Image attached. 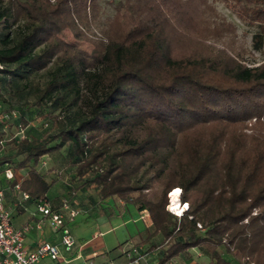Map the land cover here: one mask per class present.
Returning a JSON list of instances; mask_svg holds the SVG:
<instances>
[{
  "label": "trees",
  "instance_id": "obj_1",
  "mask_svg": "<svg viewBox=\"0 0 264 264\" xmlns=\"http://www.w3.org/2000/svg\"><path fill=\"white\" fill-rule=\"evenodd\" d=\"M102 1L0 0V103H19L20 132L48 127L11 138L0 165L16 162L22 194L40 204L56 184L43 159L59 154L101 201L148 211L142 243L157 264L194 249L209 264H264V65L177 55L191 0H107L122 12L91 52L61 37L87 38ZM223 1L257 28L252 48L263 51L264 0ZM176 188L181 216L167 209Z\"/></svg>",
  "mask_w": 264,
  "mask_h": 264
},
{
  "label": "rangeland",
  "instance_id": "obj_2",
  "mask_svg": "<svg viewBox=\"0 0 264 264\" xmlns=\"http://www.w3.org/2000/svg\"><path fill=\"white\" fill-rule=\"evenodd\" d=\"M229 4L230 3L223 0H191L190 6L185 9V15L188 16V18H186L188 19L187 23L184 24L187 35L182 36L179 43L174 45L176 54L183 57L194 54H202L205 56L211 53L214 55L228 54L229 56L235 57L246 66L264 65V49L261 52H257L252 48V37L257 28L243 22ZM115 8L122 12L119 7L108 4L107 0L102 1L97 14L100 19L97 23L92 20L91 27L85 29L84 33L87 38L84 40L75 38L74 34L69 30L65 31L61 37L67 42L75 44L80 49L91 52L93 50V45L90 41L103 38V34L99 28L102 27L108 19L114 17L116 13ZM38 80H41V78H38ZM1 92L3 94L7 93L4 89ZM18 109L19 103L15 99L11 108L10 105L6 103H0V133L2 132L0 134V157L11 152V138L28 135L32 136L33 134L40 136L41 133L48 128L45 120H38L32 123V131H30L31 128L28 127L20 132V129L16 127V119L19 117ZM13 111L16 112V116L12 115ZM53 159L54 161L50 163V165L48 161L47 165L43 164L41 169L43 172L49 173L48 177L50 181L53 180L56 182L54 188L50 192L51 198L57 201L65 198L69 200L73 198V193L75 191L81 194L77 204L83 208L89 206L86 211L87 215L82 214V211L84 213L82 209L81 215L77 216L75 220L76 222L69 225L77 240L78 246L89 241L96 234L91 246L118 248V245H126L129 239L128 231L135 228L138 224L135 225L132 221L129 224H125L124 221L126 220L117 217L109 219L110 216L114 215L113 213L115 211L124 212L125 205L120 208L118 206L120 202L113 198L101 201L93 185L84 186L82 183L73 179L74 169L70 166H65L59 154L53 155ZM16 168V162L5 163L0 165V173L6 171L14 173ZM19 178L22 179V176L20 175ZM5 184L6 177L2 174L0 176V187H5ZM176 189L181 190L179 202L180 205L185 208V211L188 208V204L182 202V189ZM174 190L169 193V205L167 209L170 213L181 216L184 211L179 213L174 210L172 206L170 194ZM30 206V211L33 212L37 210V206L34 203H31ZM170 208H172L173 212L170 211ZM18 216L19 214L13 211L12 221L14 222L15 218ZM116 226L117 228L114 229ZM101 232L103 233L102 235L100 234ZM57 239L64 258H66V260L72 259L76 253L75 249L73 253L65 252L64 246L61 243L60 233H57ZM138 244L140 243H137V245ZM80 254L82 255V259L77 261V263L82 264L85 261V253L80 251ZM195 256L197 257V255ZM197 259L200 260L198 264H207L206 256L203 255L197 257Z\"/></svg>",
  "mask_w": 264,
  "mask_h": 264
},
{
  "label": "built area",
  "instance_id": "obj_3",
  "mask_svg": "<svg viewBox=\"0 0 264 264\" xmlns=\"http://www.w3.org/2000/svg\"><path fill=\"white\" fill-rule=\"evenodd\" d=\"M12 115L15 116V113ZM10 172V171H9ZM8 179L13 178V174H7ZM16 188L19 190L20 185ZM23 200H28L29 195L22 194ZM6 192L0 188V264H80L81 256H74L66 260L58 244L41 241L34 249L25 246V239L33 228L42 230L44 225L49 224L52 230L61 235V243L64 251L73 253L76 246V239L71 231L69 222L74 220L80 213L79 210L71 206L68 199H63L61 206L53 207L49 201H44L38 205L43 218L32 226L27 224L22 228H15L11 220V212L6 206ZM170 211L173 212L172 208ZM141 218L150 221L147 210L142 212ZM126 262L122 264H153L151 262L152 252L142 245H133L124 251ZM82 264H95L93 261H84ZM105 264H120L109 261Z\"/></svg>",
  "mask_w": 264,
  "mask_h": 264
},
{
  "label": "crops",
  "instance_id": "obj_4",
  "mask_svg": "<svg viewBox=\"0 0 264 264\" xmlns=\"http://www.w3.org/2000/svg\"><path fill=\"white\" fill-rule=\"evenodd\" d=\"M43 160H44V165L45 164L47 165L48 161H49V165H50V163H52L54 161L52 155L44 157ZM6 172L0 173V176L2 174H4L6 177L5 187H0V188L4 189L6 192L5 203H6L7 208L11 212V220H12V212L13 211L19 214V216L17 218H15V221L14 222L12 221V224L14 225L15 228H18V229L22 228L23 226H25L27 224H30V225L35 227L36 224L43 218L42 213L38 209L39 203H37L35 201L32 202L30 200H23L22 199L21 190L20 189L18 190L16 188V186L20 185V183L22 181V179L19 178L20 175L23 177V175L21 173H12L13 176L15 178H17L19 181V184H17L15 187H13L12 186L13 180L8 179V177H7V174L10 175L11 172H9V171H6ZM48 179H49V177H48ZM80 195L81 194H79L78 192L73 195V198L70 199L71 206L74 209H77L80 211L79 215H81L82 209L84 210V213L82 211V214L87 215L86 211L88 210L89 206H85L84 207L85 209H84L83 207H80V205L77 204ZM48 201L55 208L61 206V202H62V200L57 201V200L52 199L51 196H50V199ZM31 203H34L37 206L38 211L37 210L33 211V212L30 211ZM124 205H125V211L124 212L115 211L113 213L114 215L110 216L109 219H111L112 217H117L119 219L126 220V221H124L125 224H129L132 221L135 225L136 224L139 225V226L136 225L135 228H132L130 231H128L129 239L126 242V245H123V246L118 245L119 247L118 246L117 247L119 249L113 253H110V251H112L116 247L115 248H111V247L107 248L105 246H103V247L91 246L92 243L94 242L96 235H97L96 234L94 237H92L89 241L85 242L81 246H78L77 240H76L75 256L79 255V256H81V259H82V255L80 254V251H83L85 253V261H88V260L93 261L95 264H105L109 261H114L116 263L122 264V263L126 262V257H125V255H123L124 251L128 250L131 246L137 245V243H140L139 245H142L145 248L149 249L148 247L150 246V243H142V242H143V240H145L147 238V234H148V232L152 226V221L151 220L150 221H148V220L144 221L141 218L142 212H139L138 209L133 205H127V204H124L122 201H120V204L118 206L120 208H122ZM76 218L74 220L70 221L69 225L76 222L75 221ZM115 228H117V226L114 227V229ZM100 234L102 235L103 233L101 232ZM44 240L58 244L57 233L52 230V228L50 227L49 224L44 225L42 230H38L36 228H33V230L30 233H28L26 236L25 246L28 249H34L41 241H44ZM157 241H161V238L160 237L157 238ZM149 251L152 252L151 262L153 264H157L158 258H159V252L155 249L149 250ZM191 254H192L191 255L192 258L189 260H185L182 258H175L169 264H198L200 262V260L197 259V257H201L203 255L196 249L191 251ZM195 255H197V257ZM206 259H207V264H209V259L207 257H206Z\"/></svg>",
  "mask_w": 264,
  "mask_h": 264
},
{
  "label": "bare ground",
  "instance_id": "obj_5",
  "mask_svg": "<svg viewBox=\"0 0 264 264\" xmlns=\"http://www.w3.org/2000/svg\"><path fill=\"white\" fill-rule=\"evenodd\" d=\"M181 194V190L180 189H175L171 194H170V198L172 201V206L173 209L176 210L179 213H182L184 211V207H182V205H180L179 202V197ZM181 215V214H180Z\"/></svg>",
  "mask_w": 264,
  "mask_h": 264
}]
</instances>
